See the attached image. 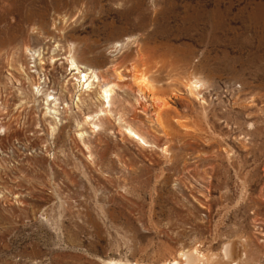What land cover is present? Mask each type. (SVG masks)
Wrapping results in <instances>:
<instances>
[{
  "label": "rangeland",
  "instance_id": "obj_1",
  "mask_svg": "<svg viewBox=\"0 0 264 264\" xmlns=\"http://www.w3.org/2000/svg\"><path fill=\"white\" fill-rule=\"evenodd\" d=\"M193 248L264 264V0H0V264H171Z\"/></svg>",
  "mask_w": 264,
  "mask_h": 264
},
{
  "label": "bare ground",
  "instance_id": "obj_2",
  "mask_svg": "<svg viewBox=\"0 0 264 264\" xmlns=\"http://www.w3.org/2000/svg\"><path fill=\"white\" fill-rule=\"evenodd\" d=\"M39 32V31H38ZM52 38V37H51ZM31 51V50H30ZM38 50H34V52L33 53H35L36 54V52H37ZM68 55L69 56H66L65 57V59H66V61L69 63V65H70V70H71V72H73L72 73V76H77L76 78L79 80V82L81 83V82H83L82 83V86H85V88H90V86L97 80V76H96V74H95V72H93V70H91V69H89V68H86L85 70H81V65H79V63H78V61L76 60V58H74V56L72 55V54H70L71 52H70V50L68 51ZM35 54L34 55H32V56H34L35 57ZM40 54H38L37 53V56H39ZM31 56V55H30ZM40 57V56H39ZM40 59V58H39ZM38 60V59H37ZM52 60V59H51ZM40 62V61H39ZM41 63H42V61H41ZM149 64V63H148ZM151 64V63H150ZM149 67L150 66H147V59L146 58H142V59H140L139 60V68H137L136 66L134 67V69H135V71H134V73L132 74V76H131V78H132V80H133V82H134V84L136 85V87H137V90L139 91V93L140 92H144L143 90L144 89H147V91H148V89H149V85H150V81H148V79H149V76H148V74H149ZM137 68V69H136ZM117 72V71H116ZM119 73H121V72H119ZM150 75H151V73H150ZM119 76V74L117 73V77ZM191 76V75H190ZM121 77V76H120ZM119 78V77H118ZM193 79V78H192ZM191 79V80H192ZM194 80V79H193ZM192 80V81H193ZM101 81H102V79H101ZM188 82H189V78H188ZM195 82H198V80H196ZM103 83V82H102ZM104 83H105V81H104ZM96 84V83H95ZM115 85H116V83H114ZM114 84H112V83H108V82H106L103 86H101V88H100V90H99V92H98V97L101 99V105H102V107H103V109L104 110H100L99 109V113H100V115H101V113H104V112H110L109 111V106L111 105V103H110V95H111V93H112V91H113V87L115 86ZM192 84H194V83H192L191 81L188 83V87H189V89L190 90H192L194 87H195V85H194V87L193 86H191ZM102 85V84H101ZM100 86V85H99ZM197 86H199L198 84H197ZM38 87V86H37ZM93 87V86H92ZM84 88V89H85ZM115 88V87H114ZM194 90V89H193ZM197 90H198V88H197ZM152 91V90H151ZM154 91V90H153ZM193 92V91H192ZM195 92V91H194ZM190 93V92H189ZM194 94V93H193ZM158 95V94H157ZM50 96V94H45V101H46V103H48L49 101H50V99L48 98ZM154 96H156V95H154ZM52 97V96H51ZM152 98V97H151ZM164 98V97H163ZM153 101H156V107L159 109L161 106H162V108L164 107H166L168 104V102H166L164 99H160V98H158V97H154V100ZM54 106H56L55 104H56V100L53 98V99H51V101H50ZM49 102V103H50ZM48 106V105H47ZM54 106H52V108L54 107ZM169 106V105H168ZM167 106V107H168ZM56 108H57V106H56ZM168 108H170V107H168ZM161 110V109H160ZM51 111H53V110H51ZM48 112V111H47ZM46 112V113H47ZM178 113V112H177ZM56 114H57V112H56ZM111 114V113H110ZM48 115H49V113H48ZM95 115V114H94ZM95 116H98L97 114L95 115ZM54 117H56V116H54ZM166 117V116H165ZM171 118V117H170ZM93 119V117L92 116H87L84 120L85 121H89L90 122V125L92 126V128H96V130L98 129L99 130V128L100 127H98L97 128V126H99V125H97L96 123H94V122H92L91 120ZM98 119V118H97ZM177 119V118H176ZM95 120V119H94ZM93 120V121H94ZM117 120H119V119H117ZM175 120V119H174ZM181 120V119H180ZM183 120V119H182ZM97 121H99V120H97ZM120 121H122V120H120ZM155 121H156V123H157V125L159 126V127H161V128H163L164 129V127L165 126H168L165 122H163V120H162V118H160V113L158 112V113H156V118H155ZM176 121V120H175ZM183 121H185V120H183ZM153 122V121H152ZM86 123V122H85ZM87 124V123H86ZM99 124V123H98ZM177 124H178V126L179 127H181V128H183L184 127V125H183V122L181 121H177ZM188 127H189V125H187ZM186 126V127H187ZM187 127V129L186 130H188L189 128ZM179 129V128H178ZM184 129V128H183ZM194 129V128H193ZM96 130H93V131H96ZM123 130H124V132L126 133V135L128 136V137H130V138H132V139H134L138 144H140V145H147V140L145 139V137L140 133V132H138L135 128H133L132 126H130V125H128V124H126L125 123V125L123 126ZM165 131V130H164ZM184 131V130H183ZM196 131V130H195ZM86 132V131H85ZM79 135H81L82 134V132H81V134H80V132L78 133ZM84 134V133H83ZM86 134V133H85ZM78 135V136H79ZM84 136V135H83ZM144 147V146H143ZM163 151H165V150H163ZM243 241H245V240H243ZM242 241V242H243ZM241 242V241H240ZM225 243V242H224ZM223 243V244H224ZM228 243V242H227ZM224 247L222 248V254H223V258L225 259V261H227L226 259H228V255H227V250H229V249H227V245H223ZM241 247V246H240ZM240 250H242V249H240ZM245 249H243V251H244ZM219 252V251H218ZM221 252V251H220ZM242 252V251H241ZM241 252H240V254H241ZM221 254V255H222ZM239 254V255H240ZM244 254H245V252H244ZM206 255V254H205ZM215 256H216V254H214ZM213 254H212V256H214ZM246 255V254H245ZM207 256H209V254L208 255H206V257ZM205 256H204V254L202 253V252H200L197 248H193L192 250H189V251H187V250H185V251H179L178 253H177V257H175V258H172L171 260V264H208V262H210V259H208V257L206 258ZM238 257V256H237ZM241 257V256H240ZM239 257V258H240ZM233 258V257H232ZM182 259V261H180ZM218 259H219V257H218ZM224 259H222V260H224ZM237 259V258H236ZM243 259V258H242ZM241 259V260H242ZM245 259V258H244ZM113 260V259H112ZM212 261H213V259H211ZM217 260V259H216ZM215 260V261H216ZM221 260V259H220ZM238 260V259H237ZM219 261V260H218ZM218 261H217V263H218ZM224 261V263H227V262H225ZM166 262H168V261H166ZM212 263H214V262H212ZM217 263H215V264H217ZM221 263V262H220ZM222 263H223V261H222ZM243 262L242 261H234V260H231V261H229L228 262V264H242ZM106 264H145V263H142V262H121V261H109V262H107ZM160 264H162V263H160ZM163 264H164V262H163ZM167 264V263H166Z\"/></svg>",
  "mask_w": 264,
  "mask_h": 264
}]
</instances>
